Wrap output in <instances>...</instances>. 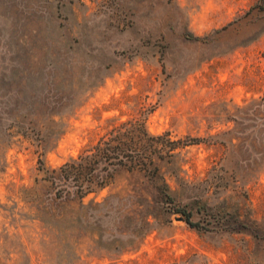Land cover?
<instances>
[{
	"label": "rangeland",
	"instance_id": "1",
	"mask_svg": "<svg viewBox=\"0 0 264 264\" xmlns=\"http://www.w3.org/2000/svg\"><path fill=\"white\" fill-rule=\"evenodd\" d=\"M255 2L0 0V264H264ZM139 116L177 141L157 159L172 201L141 171L82 197L52 182Z\"/></svg>",
	"mask_w": 264,
	"mask_h": 264
},
{
	"label": "trees",
	"instance_id": "2",
	"mask_svg": "<svg viewBox=\"0 0 264 264\" xmlns=\"http://www.w3.org/2000/svg\"><path fill=\"white\" fill-rule=\"evenodd\" d=\"M254 7L264 11V0H256L251 8ZM189 34L200 38L199 35ZM176 142L165 134L151 133L142 116L123 119L111 123L109 129L94 143L84 147L76 157L63 162L57 170L53 168L50 179L53 183L56 180L70 183L72 191L82 197L111 181L119 169L141 171L151 179L161 178L156 183V189L166 201H172L174 197L168 191L167 181L159 172L157 159L166 158V161H170L175 155L173 150ZM61 190L62 188H58L57 193ZM173 208L174 211L181 212L190 225L200 226L198 221L190 218L189 210L175 205Z\"/></svg>",
	"mask_w": 264,
	"mask_h": 264
},
{
	"label": "water",
	"instance_id": "3",
	"mask_svg": "<svg viewBox=\"0 0 264 264\" xmlns=\"http://www.w3.org/2000/svg\"><path fill=\"white\" fill-rule=\"evenodd\" d=\"M180 218H182V217H180Z\"/></svg>",
	"mask_w": 264,
	"mask_h": 264
}]
</instances>
